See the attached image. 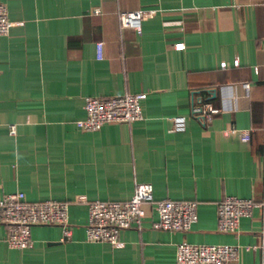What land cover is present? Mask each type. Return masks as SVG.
<instances>
[{
	"label": "crops",
	"instance_id": "0c3cea01",
	"mask_svg": "<svg viewBox=\"0 0 264 264\" xmlns=\"http://www.w3.org/2000/svg\"><path fill=\"white\" fill-rule=\"evenodd\" d=\"M1 1L13 24L0 34V197L67 201L71 233L34 225L32 247L14 248L0 221V264H177L182 240L235 244L231 264H260L262 208L229 233L216 229V206L264 196V0ZM133 9L153 10L140 33L120 25ZM140 91V119L76 125L86 96ZM199 101L219 108L205 124L192 113ZM174 115L184 131L170 130ZM136 181L155 199H195L191 228L153 227L150 207L115 244L86 240L88 202L128 199Z\"/></svg>",
	"mask_w": 264,
	"mask_h": 264
},
{
	"label": "built area",
	"instance_id": "2783aa9c",
	"mask_svg": "<svg viewBox=\"0 0 264 264\" xmlns=\"http://www.w3.org/2000/svg\"><path fill=\"white\" fill-rule=\"evenodd\" d=\"M91 12L99 13L100 9L93 7ZM152 13V9L122 11L119 14L120 25L140 33L142 18ZM12 24L7 7L0 0V34H8ZM102 46V41L96 42L98 58H101ZM174 46L182 48L184 44L177 42ZM240 86L247 93L250 82L242 81ZM145 97L146 93L143 91L108 97L86 96L83 104L85 114L75 123L79 128L90 131L99 129L104 123H128L138 120L142 117L141 100ZM218 111L219 108L207 101L192 105V113L202 124L208 122ZM171 120V131L185 130L186 119L183 115H174ZM231 130L234 131L235 128ZM9 133H15L14 124L9 125ZM242 137L249 138L247 130L242 131ZM147 204L156 216L152 226L158 229L186 232L197 219L195 199H155L150 182L136 181L128 199H94L88 202L86 240L115 244L121 229L131 225L140 226L142 218L147 214L143 205ZM68 206L69 203L64 200H28L21 190L5 193L0 197V221L7 228V244L14 248L32 247L31 227L34 225L56 224L62 228L65 235H69L71 226L68 222ZM255 207H261L264 215V196L259 202L237 195L224 196L216 206V229L220 232H236L240 218L250 216ZM261 236L263 257L260 264H264V226ZM238 250L239 247L231 243H192L182 240L176 244L175 261L177 264H231L238 258Z\"/></svg>",
	"mask_w": 264,
	"mask_h": 264
},
{
	"label": "rangeland",
	"instance_id": "374dc122",
	"mask_svg": "<svg viewBox=\"0 0 264 264\" xmlns=\"http://www.w3.org/2000/svg\"><path fill=\"white\" fill-rule=\"evenodd\" d=\"M146 209H148L149 208V205L147 204V205H143Z\"/></svg>",
	"mask_w": 264,
	"mask_h": 264
}]
</instances>
